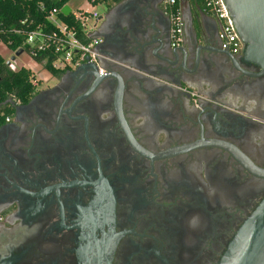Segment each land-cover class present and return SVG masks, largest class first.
I'll return each mask as SVG.
<instances>
[{
  "label": "flooded vegetation",
  "instance_id": "af4514ba",
  "mask_svg": "<svg viewBox=\"0 0 264 264\" xmlns=\"http://www.w3.org/2000/svg\"><path fill=\"white\" fill-rule=\"evenodd\" d=\"M180 0L182 88L124 55L166 0H108L106 71L48 72L0 125V264H221L264 200V69L223 50L219 20ZM207 33V34H206ZM226 53L229 51L225 50ZM261 171V172H259Z\"/></svg>",
  "mask_w": 264,
  "mask_h": 264
},
{
  "label": "water",
  "instance_id": "95a60500",
  "mask_svg": "<svg viewBox=\"0 0 264 264\" xmlns=\"http://www.w3.org/2000/svg\"><path fill=\"white\" fill-rule=\"evenodd\" d=\"M223 2L233 20V28L243 43L245 55L264 69V0H223ZM190 8L189 4V10ZM71 10L68 4L62 7L65 16H68ZM98 19L101 20L102 16ZM162 32L159 20L154 19L150 23H144L134 40L125 45L123 54L144 55L155 69L163 72L161 75L138 68L137 71L142 77L151 80L157 78V82L182 88V60L186 55H200V53L187 42L179 46L173 45L172 39L165 38ZM201 39L204 42L201 47L206 54L232 55L230 52L226 53L225 50H217L208 45V35H202ZM23 52V49L16 51L7 61V65ZM99 52L101 55H110L102 50ZM81 67L98 70L94 64H85ZM221 264H264V200L241 227Z\"/></svg>",
  "mask_w": 264,
  "mask_h": 264
},
{
  "label": "built area",
  "instance_id": "2783aa9c",
  "mask_svg": "<svg viewBox=\"0 0 264 264\" xmlns=\"http://www.w3.org/2000/svg\"><path fill=\"white\" fill-rule=\"evenodd\" d=\"M205 3L206 11L214 15L220 22L218 37L221 48L232 54L239 53L243 43L233 28V20L223 0H205ZM166 6L172 21L173 45H182L185 35L180 0H166ZM60 13H62V8L55 7L51 9L44 23L37 25L26 33L23 29H15L17 34H25V44L29 47L27 52L24 51L27 56L40 69L47 72L77 69L85 64L96 65L100 73L106 71L101 62L103 56L98 49L99 40L94 36L100 13L96 10H71L69 15H72L73 18L69 22L64 21L59 16ZM25 22L22 21L23 24ZM9 66L13 70L17 69L14 62ZM31 70L36 76V81H34L36 86L40 81L37 78V74L40 72L35 68Z\"/></svg>",
  "mask_w": 264,
  "mask_h": 264
},
{
  "label": "trees",
  "instance_id": "16d2710c",
  "mask_svg": "<svg viewBox=\"0 0 264 264\" xmlns=\"http://www.w3.org/2000/svg\"><path fill=\"white\" fill-rule=\"evenodd\" d=\"M70 0H0V40L12 51L21 49L28 51L25 44V34H17L15 29L27 31L44 23L47 14L53 8H62ZM92 4L105 3L108 0H90ZM193 4H202L206 9L205 0H190ZM179 6V4H178ZM43 7V8H42ZM59 16L69 22L73 16ZM22 21H26L24 24ZM38 60L40 58L37 57ZM48 68L50 66L47 65ZM52 72H57L52 70ZM36 76L33 71L25 66L15 70L7 65V60L0 54V125L5 122V117L13 112L9 100L26 101L35 90ZM38 82V81H37Z\"/></svg>",
  "mask_w": 264,
  "mask_h": 264
},
{
  "label": "rangeland",
  "instance_id": "374dc122",
  "mask_svg": "<svg viewBox=\"0 0 264 264\" xmlns=\"http://www.w3.org/2000/svg\"><path fill=\"white\" fill-rule=\"evenodd\" d=\"M68 5L71 7V9L73 11H76L78 9H85V10H89V11L90 10H96L100 14H103L107 10V5L105 3H98L96 5H93L89 0H70ZM4 48H7V47H5L4 44H1L0 51H2ZM7 51H8L7 54H4V55H14L13 52L9 48ZM2 53H5V51H2ZM23 58L26 59L27 56L26 55L20 56V57H18L17 61H19V60L22 61ZM44 71H45L44 69H42V72L40 70L39 72H41V73L37 74V78L39 80H42V83L45 85L48 82H50L49 81L50 77L47 74V72H44Z\"/></svg>",
  "mask_w": 264,
  "mask_h": 264
},
{
  "label": "crops",
  "instance_id": "0c3cea01",
  "mask_svg": "<svg viewBox=\"0 0 264 264\" xmlns=\"http://www.w3.org/2000/svg\"><path fill=\"white\" fill-rule=\"evenodd\" d=\"M189 2H190L189 3L190 6L191 5L193 6V3L191 1H189ZM186 42H187V40L184 38V44ZM1 44H4V43L0 41V46H1ZM5 47H7V46L5 45ZM7 50H8V47L7 48H4L2 51H5V53H2V51H0V54L4 57V59H6L8 61L13 55H4V54H7V52H8ZM13 54H14V52H13ZM23 55H26L27 56V54L25 52H23L20 56H23ZM20 56H18V57H20ZM18 57L13 61L16 64V67L17 68L22 67V66H26V67H29L31 69L32 68H35V69H37V71H40L41 70V72H42V69H40V67H38V65H36L28 56H27L26 59L23 58L22 61H20V60L17 61L18 60ZM44 72H47V71H44ZM47 74H48V72H47ZM154 79H155L154 81H156V82L158 81L157 78H154Z\"/></svg>",
  "mask_w": 264,
  "mask_h": 264
}]
</instances>
